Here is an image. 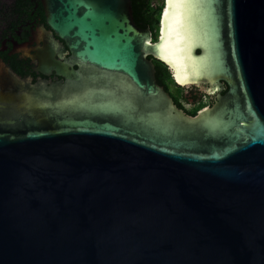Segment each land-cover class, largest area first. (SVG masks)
Instances as JSON below:
<instances>
[{"label": "water", "instance_id": "1", "mask_svg": "<svg viewBox=\"0 0 264 264\" xmlns=\"http://www.w3.org/2000/svg\"><path fill=\"white\" fill-rule=\"evenodd\" d=\"M42 3L78 70L0 61V264H264V0H168L156 42L130 0ZM148 57L228 91L186 115Z\"/></svg>", "mask_w": 264, "mask_h": 264}, {"label": "flooded vegetation", "instance_id": "2", "mask_svg": "<svg viewBox=\"0 0 264 264\" xmlns=\"http://www.w3.org/2000/svg\"><path fill=\"white\" fill-rule=\"evenodd\" d=\"M132 21L143 31L150 32L151 42L160 37L162 15L169 5L168 0H130ZM170 6V5H169ZM53 55L54 59L67 63L70 69L78 70L64 41L57 38L46 23L42 0H0V61L23 80L32 84L49 86L72 85L58 76L54 69L46 67L43 60ZM155 69V79L171 97L174 105L191 117L211 109L228 91V85L220 81L180 86L173 72L162 63L167 74ZM43 63V64H42ZM48 71L44 73V71Z\"/></svg>", "mask_w": 264, "mask_h": 264}, {"label": "trees", "instance_id": "3", "mask_svg": "<svg viewBox=\"0 0 264 264\" xmlns=\"http://www.w3.org/2000/svg\"><path fill=\"white\" fill-rule=\"evenodd\" d=\"M155 62V67L156 69L158 70V72L161 74H163L164 72L167 74V71H166V68L165 66L161 63V62H157V61H154ZM157 82L160 83L159 80H157Z\"/></svg>", "mask_w": 264, "mask_h": 264}, {"label": "bare ground", "instance_id": "4", "mask_svg": "<svg viewBox=\"0 0 264 264\" xmlns=\"http://www.w3.org/2000/svg\"><path fill=\"white\" fill-rule=\"evenodd\" d=\"M176 78H177L178 81L183 82V81H181L178 77H176Z\"/></svg>", "mask_w": 264, "mask_h": 264}, {"label": "snow or ice", "instance_id": "5", "mask_svg": "<svg viewBox=\"0 0 264 264\" xmlns=\"http://www.w3.org/2000/svg\"><path fill=\"white\" fill-rule=\"evenodd\" d=\"M169 3H171V0H169Z\"/></svg>", "mask_w": 264, "mask_h": 264}]
</instances>
